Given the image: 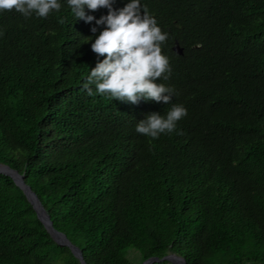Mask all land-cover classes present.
Returning a JSON list of instances; mask_svg holds the SVG:
<instances>
[{
	"label": "trees",
	"instance_id": "obj_1",
	"mask_svg": "<svg viewBox=\"0 0 264 264\" xmlns=\"http://www.w3.org/2000/svg\"><path fill=\"white\" fill-rule=\"evenodd\" d=\"M60 3L47 18L0 12V164L86 264H128V249L137 264H264V0H140L167 33L171 74L155 82L175 90L168 105L87 95L108 9L85 23ZM174 104L187 109L175 132H136ZM0 264H80L1 174Z\"/></svg>",
	"mask_w": 264,
	"mask_h": 264
},
{
	"label": "clouds",
	"instance_id": "obj_2",
	"mask_svg": "<svg viewBox=\"0 0 264 264\" xmlns=\"http://www.w3.org/2000/svg\"><path fill=\"white\" fill-rule=\"evenodd\" d=\"M115 0H67V6L74 17L91 23L95 18L87 15L85 9L95 12L107 8L108 14L95 20L96 25H104L102 31L91 43V50L104 59L91 69L83 89L92 96L107 95L122 102L138 103L140 100L172 102L175 90L157 80H168L171 74L169 59L162 54L161 45L167 40L140 0H129L121 9L114 10ZM60 0H0V12L15 11L25 18L33 14L47 18L52 12L61 10ZM64 23L62 18L59 21ZM93 33L96 27L91 29ZM187 116L183 105L174 104L166 116L152 113L136 125V132L152 139L161 134L177 130V123ZM177 134L182 135V132Z\"/></svg>",
	"mask_w": 264,
	"mask_h": 264
},
{
	"label": "water",
	"instance_id": "obj_3",
	"mask_svg": "<svg viewBox=\"0 0 264 264\" xmlns=\"http://www.w3.org/2000/svg\"><path fill=\"white\" fill-rule=\"evenodd\" d=\"M173 50L178 54L182 53L177 43L174 45ZM0 174L9 177L13 181V183L22 191L27 202L34 210L37 219L42 224L53 242L58 246L68 248L74 258H76L80 264H86L82 258L80 250L75 245H73L63 233L57 231L53 227L47 210L38 199L37 195L32 191L30 186L25 183L23 176L19 174L15 169L5 164H0ZM164 261L169 262L170 264H185L184 259L175 253H167L161 258L151 256L143 260L140 264H153Z\"/></svg>",
	"mask_w": 264,
	"mask_h": 264
},
{
	"label": "rangeland",
	"instance_id": "obj_4",
	"mask_svg": "<svg viewBox=\"0 0 264 264\" xmlns=\"http://www.w3.org/2000/svg\"><path fill=\"white\" fill-rule=\"evenodd\" d=\"M155 256L158 258H161L163 256V254L158 253ZM123 257L128 262V264H137L139 261V256L134 252L133 249H128V250L124 251Z\"/></svg>",
	"mask_w": 264,
	"mask_h": 264
}]
</instances>
